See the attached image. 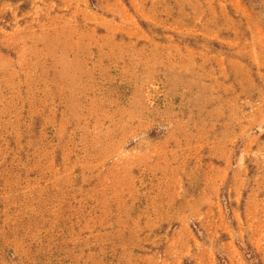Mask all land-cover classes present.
<instances>
[{
  "label": "rangeland",
  "instance_id": "1",
  "mask_svg": "<svg viewBox=\"0 0 264 264\" xmlns=\"http://www.w3.org/2000/svg\"><path fill=\"white\" fill-rule=\"evenodd\" d=\"M0 264H264V0H0Z\"/></svg>",
  "mask_w": 264,
  "mask_h": 264
}]
</instances>
